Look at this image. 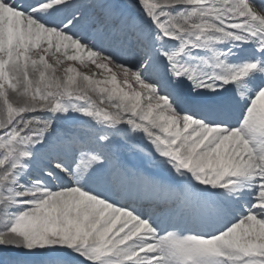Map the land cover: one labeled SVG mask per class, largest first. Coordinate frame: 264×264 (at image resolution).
Returning a JSON list of instances; mask_svg holds the SVG:
<instances>
[{
  "label": "snow or ice",
  "instance_id": "6c2138e0",
  "mask_svg": "<svg viewBox=\"0 0 264 264\" xmlns=\"http://www.w3.org/2000/svg\"><path fill=\"white\" fill-rule=\"evenodd\" d=\"M0 264H264V0H0Z\"/></svg>",
  "mask_w": 264,
  "mask_h": 264
},
{
  "label": "rangeland",
  "instance_id": "374dc122",
  "mask_svg": "<svg viewBox=\"0 0 264 264\" xmlns=\"http://www.w3.org/2000/svg\"><path fill=\"white\" fill-rule=\"evenodd\" d=\"M95 69L93 68V71H94ZM85 71H87V70H85Z\"/></svg>",
  "mask_w": 264,
  "mask_h": 264
}]
</instances>
